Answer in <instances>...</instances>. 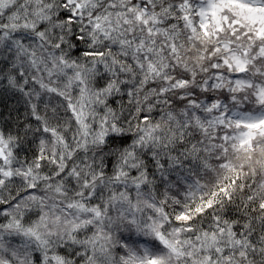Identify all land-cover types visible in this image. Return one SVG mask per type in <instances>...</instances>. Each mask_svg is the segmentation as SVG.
<instances>
[{
  "label": "snow or ice",
  "instance_id": "1",
  "mask_svg": "<svg viewBox=\"0 0 264 264\" xmlns=\"http://www.w3.org/2000/svg\"><path fill=\"white\" fill-rule=\"evenodd\" d=\"M3 97L0 264H264V0H0Z\"/></svg>",
  "mask_w": 264,
  "mask_h": 264
},
{
  "label": "trees",
  "instance_id": "2",
  "mask_svg": "<svg viewBox=\"0 0 264 264\" xmlns=\"http://www.w3.org/2000/svg\"><path fill=\"white\" fill-rule=\"evenodd\" d=\"M16 107H17L16 101L13 98L11 97L0 98V112H3L5 116H7L10 110H13ZM20 111L22 113L23 111L22 107L20 108ZM12 115L15 116L17 115V113L15 111H12Z\"/></svg>",
  "mask_w": 264,
  "mask_h": 264
}]
</instances>
